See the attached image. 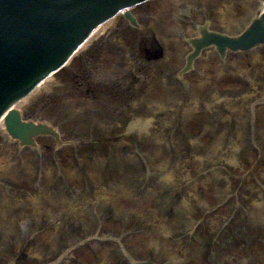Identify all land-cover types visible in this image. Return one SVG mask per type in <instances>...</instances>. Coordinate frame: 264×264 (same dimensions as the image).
<instances>
[{
  "label": "rangeland",
  "instance_id": "obj_1",
  "mask_svg": "<svg viewBox=\"0 0 264 264\" xmlns=\"http://www.w3.org/2000/svg\"><path fill=\"white\" fill-rule=\"evenodd\" d=\"M166 1V0H165ZM172 0H168L167 3H170ZM203 0H197L196 2H202ZM258 4V3H257ZM170 16V14H169ZM167 17V16H165ZM218 19L221 18L220 15H218L217 17ZM119 20V19H118ZM220 20V19H219ZM121 20H119L118 22H120ZM118 25V24H117ZM158 28L159 27H155ZM114 29H116V27H114ZM115 31L113 29H111V31H109L105 36H102L98 41L94 42V44L92 45L91 48L87 49L89 51H91V56L92 58L95 57L94 59L97 58L98 62L103 65H110L112 66V63L116 62L119 63L120 65L117 66V70L115 72H113V75L110 76L111 79H113V81L111 83L108 84H104V85H96L98 88V95L99 98H96L95 102L93 103L91 100L88 99H83V97H81L80 95H78V102L77 100H74V93L75 90H73V83H71L70 85H66L63 87H57L59 86V82L57 81V79L55 81H51L48 85H45L44 89H40L39 91H37L38 93L36 94V96L32 97L29 101L26 102V105L22 106L24 108V110L26 112H28L29 115H34L35 111L37 110V108L39 106L43 107L42 104V100L46 102V104L44 105H48L49 103H55V109L54 107L52 109H54V111L49 110L46 112V116H49L51 118V116H53L54 120H66V118H68L70 120V125L67 126V128H69L70 130H72V134L73 136L77 137H82L83 139H85L87 137V134L90 133V129H88L91 126L86 125L87 122V112H89V114H97L96 116L99 117H107L105 119H108L110 121L109 125L112 124V126H115L116 128L113 129V135L115 134L119 135L124 133L126 130H128V128H130V125L133 123H136V120H140L142 118V114L143 116H149V117H145L146 118H152L153 114H154V123L151 126V128L148 131H144V132H139L141 134H136L135 140L136 139H141L144 140V142H142L143 146H146L148 148V145L150 147L154 148V145L152 144V140H154V135H152L153 132H155L156 130H160L161 125L159 120H164L166 119V116H162L161 115L166 112L169 111L170 107L172 106L171 104L176 102V99H178L179 97L174 96L173 99L169 102H165L167 99V96L169 95H173L174 91L178 92L181 94L180 89H178L177 87L173 86L172 89L174 91H168V90H164L165 87L163 86V88L159 85L158 89L156 91H154L153 93H149L146 96L144 95V100L142 99V102L138 104L140 106H143V108L138 107L139 109H134V110H114L113 108H108V107H104L101 101V98L104 96H109V94H114V93H118L121 94V98H122V104L123 107L125 105H127L128 103L131 102V96L133 95L134 92L140 91H146L147 87L149 86V81L153 80V81H158V84H162L163 81L166 79V76H169L172 74V72L174 70L177 69V61L175 59H172L171 62H167V61H163L160 63H152L150 65H146L143 64L142 68L140 64L135 65V67H137L134 71L136 73V76H141L144 77L143 79H137V81H135L134 83L132 82V79H129L130 77V73H127L126 68H125V63H128L129 59L125 58L127 57V55L125 53H119L118 54V46H114L113 45V35H115ZM136 43H138V39H136ZM107 46V48H102V49H97L96 47L98 46ZM111 47V48H110ZM114 49V50H113ZM116 49V51H115ZM114 51V52H113ZM117 52V53H116ZM131 54V53H130ZM130 56V55H128ZM173 58H176V56H173ZM238 61H236L235 65L236 68L239 70V73L237 75L233 74V72H229L226 71L224 74L219 72H213V73H206L204 72V74L209 77L211 79V81L209 82L207 79H203L201 78L200 81L199 79H197V77L195 78V94L197 96H200V93L204 92L205 94H211L212 90H218L219 93H224L225 96H233L236 98L235 101V113L237 114V116L235 117L233 114L230 116V123H226L228 126V124L231 126V128L233 129V131L236 129V141H238L239 138H243L244 134H245V127H246V122L249 119V115L248 112L249 110H251L253 107L256 111V114L258 115L259 113H263L264 114V106L261 105H257L254 104V98L260 100V86L264 85V74L262 73L264 71V63L259 62L257 64H254L250 58H246L245 56H239L237 57ZM79 60V59H78ZM114 61V62H113ZM245 61V62H243ZM211 63H215L216 59L214 58L213 60L210 61ZM124 65V66H123ZM207 67H209V65H206ZM212 68L214 69L215 66H212ZM110 69V67L108 68V70ZM105 70V72L107 73H111V71ZM164 73V77L158 78V80H155V78L151 77L152 74L154 73ZM246 75H248V78H246ZM136 82H138V84H136ZM134 84V85H133ZM83 86H86V83H83ZM107 86H109L110 88H106ZM152 86V90H155L153 85ZM171 89V90H172ZM83 90V88H82ZM108 90H112V93H110ZM84 91V90H83ZM127 92H129V94H127ZM154 96V97H153ZM54 98L52 99L53 102L51 100H48L49 98ZM151 98H157V101L155 102V104L157 103L158 106H160L159 110L157 111L158 113H161V115H155V113H151L149 112V108L153 107V104H150V101L155 100V99H151ZM60 99H63V101H60ZM164 99V102H163ZM193 99H196V96L193 97ZM254 99V100H253ZM48 100V101H47ZM76 101V102H75ZM89 101L90 105L87 104L86 102ZM198 101H200L202 103V101H205V103L208 105H212V103H210L211 101L209 100V96L206 95V98H200ZM163 102V104L161 103ZM67 103V104H66ZM39 105V106H36ZM66 104V105H65ZM65 105V106H64ZM35 106V107H34ZM61 106H64L63 108ZM69 107V109L64 110L65 108ZM89 107H92L93 110L89 109ZM230 107V106H229ZM36 108V109H35ZM154 108V107H153ZM247 108V109H246ZM113 109V110H112ZM143 109V112H142ZM205 109V104L203 106H201L198 110L193 111L192 115H190L188 118L185 119V122L183 123L185 129L187 130V128L191 127L192 124H190V120L193 119H198V118H203V117H208V118H215V114H211L208 113L207 110H203ZM225 109H229L228 108V103L223 105V111H225ZM244 109H246V112L244 111ZM203 110V111H202ZM230 111H232L231 109H229ZM141 111V112H140ZM136 120H135V119ZM132 119H134V122H131ZM262 119H264V115L262 116ZM74 125V126H73ZM104 125L103 124H96V126H92L91 129L94 130L93 133V137L94 138H98V139H102L104 137V133H102V131H100L102 129ZM83 127L84 129L86 128V130H84L83 133H79L76 132L77 128ZM261 130V128H260ZM111 130L109 129L108 132H110ZM262 132V130H261ZM234 134V133H233ZM2 136L3 133L0 130V156L3 154H6L3 151V146L5 145V143H3L2 141ZM242 136V137H241ZM79 142V140H77ZM239 142V141H238ZM262 143L264 144V140L262 141ZM146 149V148H145ZM69 152L67 154H62L60 155V160H62L64 162L65 168L70 171L73 172V170L77 169L74 166L78 165L76 162H78V158L83 159V161L87 158V162L85 164V168L84 171H80V173L76 172V170L74 171V173L71 174V178L73 179L74 182V188L76 189H80L81 188V183L82 180H80L81 175L83 174H87L88 171L91 173L90 178L92 179V183L93 186L95 187V184L97 186L101 185L102 183H104L105 181L108 180V177H105V174L103 173V171L101 170V168H97L94 167V164L96 166H98V163L100 162V160H96V157H98L99 155H101V148L92 150L90 147H85V146H81L77 149V151H75V149L73 148V150L69 149ZM246 153V154H244ZM52 153H48L46 150V155H44L41 160H43L44 162V170L45 173L43 172L42 175L44 177V182H46L45 180L50 179L51 175L53 174H49L50 168L53 169L55 166L54 164H49L52 161H54L51 156ZM110 154H113L114 156L117 155L120 160L122 158L121 156V152L120 150H113L110 151ZM242 154L243 157L246 156L248 157V159H251L252 161L249 162V166H251L255 160V155L251 152V150H249L247 148V150L245 149V152H243ZM53 157V156H52ZM8 156L4 155L3 158L0 157V167L1 163H5L7 161ZM54 158V157H53ZM256 158L260 163L258 165V168L260 167L261 171L264 170V150L261 152V154L259 156H257ZM67 159H69L67 161ZM92 160V161H91ZM161 162V161H159ZM256 162H254L255 165ZM12 166V164H10V167ZM10 169H14L16 173H18L21 168L15 169L14 167H11ZM244 174L247 175L249 173V170H247V165L245 164L244 168ZM47 172V173H46ZM76 172V173H75ZM8 177V176H7ZM7 177H2V180H6L8 182H10L11 179L7 178ZM31 178H34V175L31 176ZM250 178V176H249ZM35 179V178H34ZM30 181V180H28ZM256 183L257 185H263L264 186V175L260 178H256ZM73 188V187H72ZM97 188V187H95ZM3 188L0 189V191ZM99 191V190H98ZM113 195L115 196V198H118L119 200L125 199L124 195L117 193V192H113ZM249 195V194H248ZM247 195V197H248ZM106 199H108L110 196H108L107 193H105ZM101 197V195L99 196ZM36 198L38 199L37 196V192H32L29 193V198H28V202L26 204V206L31 207L35 201ZM103 198V197H101ZM249 198H252V195H249ZM253 199L256 200V197H253ZM115 200V199H114ZM27 201V200H26ZM16 205V203H15ZM151 209L153 210L154 207H151ZM248 209L251 211V214L253 215L252 218L251 217H246L244 215H242L243 209L237 208L236 212L238 211L237 215L235 214V216H237L238 221L243 222V226L248 227L249 225L251 226V228H248L247 231H255L257 234H260L259 232L264 231V222L263 220L258 217V210H256V208L252 207L251 204H248ZM205 211V210H204ZM152 212V216H150V218L147 219H142L140 222L146 225H150L149 223H151V228L154 229L157 227L158 224V219H157V211H149L146 213V215H149V213ZM197 213V212H196ZM137 214H141L140 211L137 212ZM198 215V219H204L206 220L207 217L211 214H207L205 211V215H203V213H197ZM243 217H242V216ZM219 220V219H218ZM237 221V222H238ZM253 222V223H252ZM256 222V223H255ZM257 222H262V223H257ZM240 224V223H238ZM238 224H236V226H238ZM204 228L206 230V232H211L212 230L211 228H209V226L207 225L206 222H204ZM175 228V227H174ZM230 230H234V226H229L228 228H224L223 231H221L220 233V237L221 238H226L228 235V231ZM243 230V229H242ZM241 231V229L239 230ZM243 233L245 234L246 232L243 230ZM231 235V234H230ZM234 235V234H233ZM143 234H141L140 236L137 237V241L139 243H144V245H142V247H144L145 250V254L148 253H153L155 254L154 256V260L155 261H161L163 260V255L164 254H168L170 256V258L174 260V256L179 257L180 253L179 251H177L175 248H177L176 246H173L171 244V241L161 238L159 236V238L155 239V244H151L148 245L147 242H145L142 239ZM228 246L229 249L231 248L229 255L232 256V258H229L230 264H236L235 259H240L239 255H242L244 257L241 258H247L252 254H260L261 249L264 248V241L260 242L258 241V243L255 246H252V250L251 248L249 249V251H245V246L243 244H239L237 246H233L232 242H228ZM173 253H172V252ZM188 255L193 256V253H195V251H188L187 250ZM228 253V252H227ZM101 255H98L97 257H99ZM168 256V257H169ZM228 256V255H227ZM239 256V257H238ZM83 257L86 258L87 260H91V257L88 254H83ZM247 262V261H246ZM245 262V263H246ZM173 264V263H171ZM259 264H264V259L262 260L261 263Z\"/></svg>",
  "mask_w": 264,
  "mask_h": 264
},
{
  "label": "water",
  "instance_id": "obj_2",
  "mask_svg": "<svg viewBox=\"0 0 264 264\" xmlns=\"http://www.w3.org/2000/svg\"><path fill=\"white\" fill-rule=\"evenodd\" d=\"M142 1L0 0V117L38 81L61 67L93 28L120 9ZM128 19L136 24L130 15ZM256 27L238 40L209 35L199 43L200 48L211 43L224 44L223 51L258 46L264 43V25ZM19 118V113L11 112L6 119L8 129L29 144L31 136L43 128L23 127Z\"/></svg>",
  "mask_w": 264,
  "mask_h": 264
},
{
  "label": "bare ground",
  "instance_id": "obj_3",
  "mask_svg": "<svg viewBox=\"0 0 264 264\" xmlns=\"http://www.w3.org/2000/svg\"><path fill=\"white\" fill-rule=\"evenodd\" d=\"M105 27L101 28V30H98L97 34L95 36L92 37V39H90V41L83 47V48H86L87 46H89L91 43H92V40L96 37V36H99V34L101 33V31L104 29ZM82 48V49H83ZM38 91V90H37ZM23 104H26V102H22Z\"/></svg>",
  "mask_w": 264,
  "mask_h": 264
}]
</instances>
